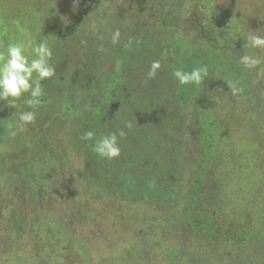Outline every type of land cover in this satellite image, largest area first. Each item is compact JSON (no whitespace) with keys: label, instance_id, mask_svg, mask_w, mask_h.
Listing matches in <instances>:
<instances>
[{"label":"rangeland","instance_id":"1","mask_svg":"<svg viewBox=\"0 0 264 264\" xmlns=\"http://www.w3.org/2000/svg\"><path fill=\"white\" fill-rule=\"evenodd\" d=\"M65 17L79 35L65 29L71 54L51 58L50 103L12 136L8 125L19 113L0 102V264H245L263 257L264 50L246 37L264 35V0H0V46L43 37L54 50ZM116 30L120 42L112 44ZM174 41L209 69L185 109L171 74L178 65L166 51ZM245 54L261 64L244 68ZM154 60L161 70L148 80ZM110 72L129 91L106 92ZM92 116L110 119L107 134L125 131L119 142L133 159L120 163L132 179L143 172L145 151L153 174L182 164L176 209L122 198L88 167L78 128ZM33 165L49 177L37 191L19 180L18 168Z\"/></svg>","mask_w":264,"mask_h":264},{"label":"trees","instance_id":"2","mask_svg":"<svg viewBox=\"0 0 264 264\" xmlns=\"http://www.w3.org/2000/svg\"><path fill=\"white\" fill-rule=\"evenodd\" d=\"M74 24L76 23H72L70 22L69 19L66 18L64 23L59 26L58 32H60L61 34L58 42H56V44L54 45L56 47L53 50V55L58 56L62 52L65 55L71 54V50L68 48L66 49L71 37L66 35L68 33L64 31L66 29L67 31H70L74 35L76 33L77 35H79L77 26ZM75 36L74 39H76ZM171 46H169L170 51L168 50V48L166 50L168 51V55H173V59L175 63L178 65V67L183 68L185 71H191L195 67L205 65V63H202V61L198 58L197 54L189 53L186 49H184L181 46V44L177 43L176 41H174L173 46L172 47ZM126 47L127 45L125 44L122 49L120 48L121 53H125ZM114 76L115 78H112ZM49 80L43 82L42 84L43 90L46 89V84L49 82ZM106 83H107L106 92H110V95L112 93L111 95L112 97L119 96L120 93L123 94L124 88H126L129 91L128 86H125L122 83L120 77L114 72H110L108 74L106 78ZM132 86L134 85H131L130 87ZM198 87L199 85L180 86L176 81V97L179 100V103L183 109L187 107L188 103L192 102L195 99ZM129 93L127 98H129L131 95V93L130 94ZM111 96H109V99H111ZM51 100L52 98L50 97V95L46 90L44 91V95L41 97V103L39 106L41 105L43 106L44 104L50 103ZM155 101H157V99H155ZM122 107L119 105V108ZM25 108L27 109V107L22 103V101H19L17 102L15 110L19 113L20 110H26ZM106 119L109 122H103L102 121L103 119L100 120V118L92 116L91 119L89 120L87 119L86 120L87 122L84 124V126L83 127L80 126L78 130L81 129V131L84 133L87 131H95L97 133V138L99 137V135H106L108 132V126L112 125V123H110V119L108 118ZM86 124L88 126V130L84 128ZM113 132H118V130H116L113 127ZM84 133L81 136H79L78 139H81V146L83 145L84 152H87V154L91 156L90 159L88 158L90 161L88 167H90L91 170L92 169L94 170L95 168L97 173L100 172L101 174H103L105 180L107 181V184L105 183L106 186H108L113 192L118 193L119 196H121L122 198H132V199L134 198L141 202L143 201L145 203H148L150 206H154L159 209L165 208L163 210H166V212H172L173 209H176L180 199L178 196V193L180 191L179 188L180 186L182 187L183 185L181 178L183 174L181 163L175 161L176 163L174 162L171 163L170 166L165 170L161 168L159 173L153 174V171L146 167L147 165H149V163L146 162L147 155L145 151L141 153V159H138L140 161V167L143 172L139 174H135L134 176H136V179H132L133 172L123 171V167H122L123 165L120 163L122 158L127 157L130 163L131 160L133 159V156L132 158L130 157L131 154H127L124 157L123 150H125L127 146L123 144L122 146L120 145L121 152L118 158L113 159L111 161L101 159L92 151L93 142L85 141L82 139ZM22 166L19 167L20 170L18 168V171L20 172L19 180L21 181L22 186H25L26 184L28 185V189H33V190L35 189V191H37L42 186L46 185V183L48 182L47 178H49L47 177L46 170H43V168L41 169V167L35 168L36 166L33 165V168L30 169L31 171H26L30 167L27 164V162L24 164V168L26 170L23 169ZM153 177H156V179H153ZM235 262H236L235 264H243V262L239 261V258H236ZM221 263L234 264L229 261H221ZM245 264L247 263L245 262Z\"/></svg>","mask_w":264,"mask_h":264},{"label":"clouds","instance_id":"3","mask_svg":"<svg viewBox=\"0 0 264 264\" xmlns=\"http://www.w3.org/2000/svg\"><path fill=\"white\" fill-rule=\"evenodd\" d=\"M120 31L116 30L111 35L112 44L120 42ZM246 43L252 49L264 50V35L250 32L246 37ZM31 50V55L28 50ZM53 55L52 48L43 37L32 38L27 43L9 42L0 46V102L5 107L15 108L18 101L29 110H20L15 124L10 123V134L15 136L17 131H25L28 125L35 122V109L41 103L44 95L43 82L57 75L56 68L50 63ZM262 62L258 55L245 54L239 58V63L246 69H255ZM161 70L159 60L151 62L146 73L148 80L155 79ZM173 78L178 85H200L209 75L207 65L185 71L177 67L172 71ZM233 95L240 89L235 84L228 85ZM126 127H131L127 124ZM123 129L106 135H99L95 131H87L82 136L85 141H92V151L101 159L111 161L120 156L121 148L119 140L125 137Z\"/></svg>","mask_w":264,"mask_h":264},{"label":"flooded vegetation","instance_id":"4","mask_svg":"<svg viewBox=\"0 0 264 264\" xmlns=\"http://www.w3.org/2000/svg\"><path fill=\"white\" fill-rule=\"evenodd\" d=\"M236 259V258H235ZM229 262L236 263L235 260H230ZM247 264H264V256L263 257H254L251 258Z\"/></svg>","mask_w":264,"mask_h":264}]
</instances>
